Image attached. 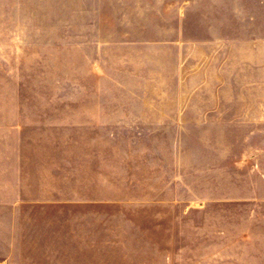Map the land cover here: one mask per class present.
<instances>
[{"label": "rangeland", "instance_id": "obj_1", "mask_svg": "<svg viewBox=\"0 0 264 264\" xmlns=\"http://www.w3.org/2000/svg\"><path fill=\"white\" fill-rule=\"evenodd\" d=\"M257 106L264 0H0V238L21 198L9 184L38 165L72 170L71 148L49 141L123 139L127 185L196 206L199 187L227 190L247 141L264 137ZM93 108L125 120L93 131Z\"/></svg>", "mask_w": 264, "mask_h": 264}, {"label": "crops", "instance_id": "obj_2", "mask_svg": "<svg viewBox=\"0 0 264 264\" xmlns=\"http://www.w3.org/2000/svg\"><path fill=\"white\" fill-rule=\"evenodd\" d=\"M91 110L82 120L93 131L125 120L121 108ZM247 110L264 123V106ZM247 142L245 160L227 171L229 188L207 195L199 187L192 206L189 198H159L157 186L127 185L123 139L49 141L71 148L72 170L38 165L21 185L9 184L21 198L9 202L0 238L6 263L174 264L180 249L181 264H264V137Z\"/></svg>", "mask_w": 264, "mask_h": 264}]
</instances>
